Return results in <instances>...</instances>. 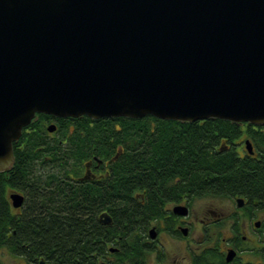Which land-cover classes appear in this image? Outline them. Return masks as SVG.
Listing matches in <instances>:
<instances>
[{
  "label": "water",
  "instance_id": "water-1",
  "mask_svg": "<svg viewBox=\"0 0 264 264\" xmlns=\"http://www.w3.org/2000/svg\"><path fill=\"white\" fill-rule=\"evenodd\" d=\"M37 113L264 125V0H0V172Z\"/></svg>",
  "mask_w": 264,
  "mask_h": 264
},
{
  "label": "trees",
  "instance_id": "trees-1",
  "mask_svg": "<svg viewBox=\"0 0 264 264\" xmlns=\"http://www.w3.org/2000/svg\"><path fill=\"white\" fill-rule=\"evenodd\" d=\"M59 121L56 136L72 143L33 139L40 135L41 127L34 121L37 126L26 133L28 139L13 143V165L0 172V254L6 252L28 264H96L110 255L107 245L115 243L118 253L113 255L121 263L128 251L126 243L137 248L136 240L127 237L131 231L127 227L142 218L132 202L143 189L179 194L195 189L198 197L238 195L264 200V162L258 182V162L245 146L249 140L254 151L261 152L262 125L218 118L186 122L152 115ZM71 125L73 129H69ZM238 139L244 140L247 153L238 154ZM86 141L97 151H86L82 147ZM88 152L109 160L105 187L83 185L69 177L68 173L78 174ZM261 156L264 161V154ZM46 166L48 182L35 171ZM176 175L179 189L172 188ZM257 182L262 183L259 189ZM13 189L26 194V211L20 218L9 199ZM39 204L41 208L36 207ZM103 210L113 218L112 224L98 221Z\"/></svg>",
  "mask_w": 264,
  "mask_h": 264
},
{
  "label": "flooded vegetation",
  "instance_id": "flooded-vegetation-1",
  "mask_svg": "<svg viewBox=\"0 0 264 264\" xmlns=\"http://www.w3.org/2000/svg\"><path fill=\"white\" fill-rule=\"evenodd\" d=\"M65 118L73 117L59 118L37 113L30 124L22 129L18 139H28L26 133L38 125L41 126L38 129L40 135L33 139H42V141L57 139V142L62 145L72 143L68 138H59L54 135L58 133L59 119ZM34 121L37 124L35 126H33ZM50 124L55 125L53 131L48 130ZM68 127L73 129L72 125ZM242 140L236 141L238 154H243V151L247 153ZM252 146L253 153L248 155L254 156L258 162L256 175L259 182L262 178L261 166L264 161L261 154L264 153L261 152L264 148L261 147V152H258L254 151V145ZM82 147L87 148L86 151L90 148L97 151V147H92L88 141ZM88 153L89 157L80 162L78 174L68 173L69 177L82 182L83 185L94 183L98 188L105 187L106 176L110 171L109 160H102L94 152ZM117 156L116 154L113 159ZM45 161L48 164L46 157ZM35 171L48 182V166L37 168ZM63 180L65 181L66 177ZM179 180L180 177L176 175L174 178L176 183L172 188L177 189ZM258 184L259 189L262 183ZM45 187L48 189L47 185ZM159 190L154 193L151 189H143L134 195L137 200L132 203L139 207L142 218L137 221V224L127 227L131 229L127 237L131 235L136 240L137 248L134 250L130 244L126 243L128 250L126 257L119 263L121 259L118 262L117 255H113L118 253V246H116L118 244H108L110 255L98 259L96 264H264L263 199L247 200L238 195H226L219 196L217 203H214L215 201L201 203L198 199L206 195L198 197L194 192L195 189L181 194L164 189ZM11 192L23 196L21 205L12 206L16 216L20 218L26 211V194L22 189H13L9 195ZM36 207L42 206L39 204ZM97 219L101 224L113 223V218L105 210L98 213ZM41 262L37 264H44Z\"/></svg>",
  "mask_w": 264,
  "mask_h": 264
},
{
  "label": "rangeland",
  "instance_id": "rangeland-1",
  "mask_svg": "<svg viewBox=\"0 0 264 264\" xmlns=\"http://www.w3.org/2000/svg\"><path fill=\"white\" fill-rule=\"evenodd\" d=\"M56 136V134H54ZM200 202H205V201H212L214 203H217V200L219 201V197H210V196H204L202 198H199ZM1 260L3 264H27L22 258H16L13 256H10L6 252L0 254Z\"/></svg>",
  "mask_w": 264,
  "mask_h": 264
}]
</instances>
